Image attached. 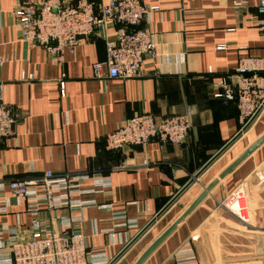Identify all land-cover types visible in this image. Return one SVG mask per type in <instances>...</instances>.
<instances>
[{"label":"crops","instance_id":"0c3cea01","mask_svg":"<svg viewBox=\"0 0 264 264\" xmlns=\"http://www.w3.org/2000/svg\"><path fill=\"white\" fill-rule=\"evenodd\" d=\"M22 1L0 0V98L18 115L12 133L0 139V182L45 171L87 174L74 192H65L70 203L55 209L40 205L44 229L81 231L89 253L98 254L94 261L137 264L218 180L139 264H264V141L220 177L264 136V108L198 174L241 130L235 101L215 93L224 90L221 80L241 59L264 60L261 0H142L159 7L142 23L158 56L146 57L145 75L131 79L96 74L94 64L106 59L107 42L114 38L112 27L66 51L63 61L22 41L13 14ZM186 106L193 116L183 143L153 138L145 146L107 149L105 135L126 119L142 113L162 118ZM196 178L200 184H191L156 216ZM36 189L44 194L43 185ZM233 193L238 202L222 207ZM0 201L7 202L0 211L2 252L9 228L27 237L32 216L30 201L14 196L9 187L0 190ZM81 201L93 203L72 206ZM122 213L136 224L119 225L115 215ZM62 217L72 225L64 226Z\"/></svg>","mask_w":264,"mask_h":264},{"label":"built area","instance_id":"2783aa9c","mask_svg":"<svg viewBox=\"0 0 264 264\" xmlns=\"http://www.w3.org/2000/svg\"><path fill=\"white\" fill-rule=\"evenodd\" d=\"M158 8L142 0H107L101 3L92 0H24L13 14L18 22L20 39L31 46L44 47L59 61H63L66 51L73 52L98 30L114 28V38L107 42L106 59L95 63L94 68L99 77L131 79L145 75L143 64L146 57L158 56L152 35L142 28L145 18ZM257 11L263 16L258 25L264 35V0L257 5ZM263 71V59H241L233 74L221 80L224 90L215 93L217 98L235 101L241 130L264 108ZM192 116L191 106L162 118L152 113L135 115L105 135L106 147L124 150L145 146L153 138L179 145L190 134ZM17 118L16 112L0 98V139L12 133ZM87 177V174L45 171L39 177L0 182V190L9 187L14 196L30 201L28 210L32 216L27 237L20 236L16 228H9L8 246L4 247L7 250L0 252V264H109L108 261H94L98 254L89 253L81 231H50L44 229L39 218L41 204L55 209L70 203L68 193L74 192L78 181ZM105 184V180L98 183ZM38 185H43L44 194L38 193ZM237 196L234 193L227 195L220 205L232 206ZM90 203L93 202L81 201L72 206ZM6 205L7 202L0 201V211H5ZM115 218H118L119 225L132 227L136 224L123 213L115 215ZM60 221L66 227L72 225L64 217Z\"/></svg>","mask_w":264,"mask_h":264},{"label":"water","instance_id":"95a60500","mask_svg":"<svg viewBox=\"0 0 264 264\" xmlns=\"http://www.w3.org/2000/svg\"><path fill=\"white\" fill-rule=\"evenodd\" d=\"M258 115V114H257ZM255 115L251 121L248 123L247 126H245L243 128V130H241L235 137H233V139H231L223 148H221L219 150V152L214 155L210 161H208L206 163V165L203 167V169H201V171L198 173L200 174L223 150L224 148H226V146H228L237 136H239L245 129H247V127L253 122V120L256 118ZM264 141V136L261 137L258 141H256L241 157H239L234 163H232L223 173H221L220 177L223 178L226 176V174H228L240 161H242L252 150H254L259 144H261ZM195 179H191L187 185H185L178 193L175 197H173L169 203H167V205L159 212L157 213L156 216H159L167 207L170 206V204L176 200L181 193L187 188L189 187ZM218 183V180H215L213 183H211V185H209L206 189H204V191L202 193H200V195L187 207V209L185 210V212L179 217V219H177L168 229L167 231H165V233L159 237L156 242L154 244L151 245V247L144 253V255L141 257L139 263L189 214L191 213L197 206L198 204L206 197V195L208 194V192ZM154 221V219H152L151 223ZM150 223V224H151ZM149 224V225H150ZM145 230V229H143ZM140 235V234H139ZM137 235V236H139ZM136 239V238H135ZM125 250V249H124ZM118 258V257H117ZM116 258V259H117ZM115 259V260H116ZM114 262V261H113ZM113 262H111L110 264H112ZM137 263V264H139Z\"/></svg>","mask_w":264,"mask_h":264},{"label":"rangeland","instance_id":"374dc122","mask_svg":"<svg viewBox=\"0 0 264 264\" xmlns=\"http://www.w3.org/2000/svg\"><path fill=\"white\" fill-rule=\"evenodd\" d=\"M193 183L198 185V184H200V181L198 180V178H196Z\"/></svg>","mask_w":264,"mask_h":264}]
</instances>
